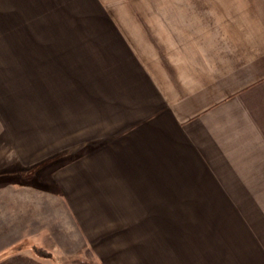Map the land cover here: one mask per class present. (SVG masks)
Returning a JSON list of instances; mask_svg holds the SVG:
<instances>
[{
    "label": "crops",
    "instance_id": "1",
    "mask_svg": "<svg viewBox=\"0 0 264 264\" xmlns=\"http://www.w3.org/2000/svg\"><path fill=\"white\" fill-rule=\"evenodd\" d=\"M158 1L163 34L114 21L104 0H0V34H55L38 129L55 134L70 162L52 182L91 264H255L252 248L264 250V0ZM218 199L245 216L250 256L210 261L200 240L188 249L191 240H176L188 227L179 216L215 213L200 200ZM37 239L0 242V264H56ZM79 252L60 255L63 264Z\"/></svg>",
    "mask_w": 264,
    "mask_h": 264
},
{
    "label": "rangeland",
    "instance_id": "2",
    "mask_svg": "<svg viewBox=\"0 0 264 264\" xmlns=\"http://www.w3.org/2000/svg\"><path fill=\"white\" fill-rule=\"evenodd\" d=\"M104 1L110 12L116 15L114 21L124 19L125 24L130 26L134 22L141 24L142 30L148 34L166 32L167 8L158 0ZM54 36L0 34V178H6L0 179V242L7 244L6 241L28 239L35 242L40 238L49 251L58 253L54 255L56 264H63L60 255H70L78 248L80 252L76 264H91L86 260L94 255L86 248L81 249L84 243L82 235L68 213L56 183L52 182L54 175L63 168L64 159L68 158L60 156L64 152L60 143H56L53 132L42 135L38 129L39 82L42 79L48 83L55 77ZM9 176L12 179H8ZM200 201L201 206L216 212L179 216L184 218L188 227L175 232L176 240H191L187 243L189 246L182 248L192 247V240L197 239L210 261L218 254L250 256V245L248 252L245 251L249 238L245 216L231 214L230 200H207L206 204ZM195 206H198L197 203ZM24 226H35V230L22 231ZM41 226L44 229H36ZM256 234L257 238L262 237L259 231ZM222 241L230 245L237 242L238 246H218V243L223 245ZM230 250L232 252H228ZM263 253L262 246L252 248L255 264H264ZM21 260L15 258L12 264H23Z\"/></svg>",
    "mask_w": 264,
    "mask_h": 264
},
{
    "label": "trees",
    "instance_id": "3",
    "mask_svg": "<svg viewBox=\"0 0 264 264\" xmlns=\"http://www.w3.org/2000/svg\"><path fill=\"white\" fill-rule=\"evenodd\" d=\"M70 161H63L62 166L68 164ZM14 177V176H13ZM8 179H12V176L7 177ZM0 179H6V178H0Z\"/></svg>",
    "mask_w": 264,
    "mask_h": 264
}]
</instances>
